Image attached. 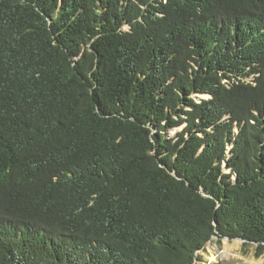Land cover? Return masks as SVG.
Returning <instances> with one entry per match:
<instances>
[{"label": "trees", "instance_id": "obj_1", "mask_svg": "<svg viewBox=\"0 0 264 264\" xmlns=\"http://www.w3.org/2000/svg\"><path fill=\"white\" fill-rule=\"evenodd\" d=\"M214 236L264 254V0H0V264Z\"/></svg>", "mask_w": 264, "mask_h": 264}, {"label": "rangeland", "instance_id": "obj_2", "mask_svg": "<svg viewBox=\"0 0 264 264\" xmlns=\"http://www.w3.org/2000/svg\"><path fill=\"white\" fill-rule=\"evenodd\" d=\"M194 97L198 100L201 98H204L203 95H194ZM181 130H182L181 128L177 129V130H173L170 132L169 135L175 136V134ZM217 240H218L217 238H214L212 240L213 245L217 246L222 251L225 249V246L228 243L230 246L233 247V250L231 251L229 256L222 257L223 258L222 261H224L225 263H227V264H264V254L260 257L256 256V251H257V245L256 244L246 248V247H244L243 243L240 240H231V241L223 240L222 246L220 247L217 243ZM212 251H213V249L209 250L208 248H206L205 251L199 252L201 254V256H203L204 261H205L202 264H209L211 261H213V260H210V257H212V254H213ZM213 259L215 261L217 259V257H214Z\"/></svg>", "mask_w": 264, "mask_h": 264}, {"label": "water", "instance_id": "obj_3", "mask_svg": "<svg viewBox=\"0 0 264 264\" xmlns=\"http://www.w3.org/2000/svg\"><path fill=\"white\" fill-rule=\"evenodd\" d=\"M214 238H217V239H218L217 236H214ZM224 240H227V241H231V240H240L242 243L247 242L246 240H244V239H242V238H234V239H231V238H229V237H225ZM213 247L216 248L218 254H221V253H222V250H220V248H218L217 246L213 245L212 240H210V241L204 246V248H203L201 251H205L206 248H208L209 250H212ZM201 251H199V252H201ZM199 252H198V253H199ZM222 260H223V258H219V257H217V259H216L215 261L213 260V261H211L209 264H213V263H215V262H220V261H222ZM195 264H198V260H196Z\"/></svg>", "mask_w": 264, "mask_h": 264}, {"label": "bare ground", "instance_id": "obj_4", "mask_svg": "<svg viewBox=\"0 0 264 264\" xmlns=\"http://www.w3.org/2000/svg\"><path fill=\"white\" fill-rule=\"evenodd\" d=\"M240 242V241H239ZM238 243V242H237ZM234 246V245H233ZM239 249V248H238ZM233 250V247L229 245V243L225 246V249L222 251L221 254H218L217 250L215 247H213V254L212 257H210V260H214V257H219L222 258L224 256H229V254L231 253V251ZM253 262V261H252ZM261 263V262H260Z\"/></svg>", "mask_w": 264, "mask_h": 264}]
</instances>
